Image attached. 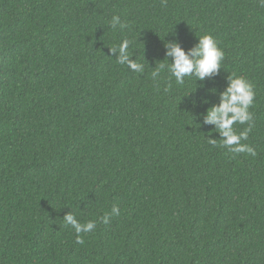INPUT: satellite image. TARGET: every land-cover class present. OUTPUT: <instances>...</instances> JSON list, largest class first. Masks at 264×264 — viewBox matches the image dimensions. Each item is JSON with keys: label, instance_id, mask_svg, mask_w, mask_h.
I'll return each mask as SVG.
<instances>
[{"label": "trees", "instance_id": "trees-1", "mask_svg": "<svg viewBox=\"0 0 264 264\" xmlns=\"http://www.w3.org/2000/svg\"><path fill=\"white\" fill-rule=\"evenodd\" d=\"M206 34L221 67L178 85L167 45ZM231 76L254 157L205 123ZM67 215L96 221L83 244ZM0 264H264L260 0H0Z\"/></svg>", "mask_w": 264, "mask_h": 264}, {"label": "clouds", "instance_id": "clouds-1", "mask_svg": "<svg viewBox=\"0 0 264 264\" xmlns=\"http://www.w3.org/2000/svg\"><path fill=\"white\" fill-rule=\"evenodd\" d=\"M260 5L264 7V0H260ZM127 24H122L121 29L127 28ZM130 41L123 40L118 48L120 52L117 63L120 65H126L128 68L142 72L143 68L140 63L130 62L129 51ZM167 56L173 58V63L168 66V71L171 77L175 78L178 85H182L185 82V77H191L195 75L200 80L205 77L211 76L218 72L221 67V62L224 60V52L219 47L218 42L213 36L206 34L199 38V44L189 53L175 44L167 45ZM111 51H116V48H111ZM165 64L161 63L159 68L152 72L153 78L160 75V72L165 68ZM255 99V91L250 81L244 77L231 76L229 78V86L224 93L221 94V103L219 106H213L208 110L205 117V123H212L218 125V131L222 139V147L228 149V151L238 153H248L251 156H256V152L253 148L242 143V141L248 139V132L252 128V114L248 109L253 105ZM231 114V115H230ZM248 123V128L243 132L237 134L233 128L234 124ZM214 144L216 141L209 140ZM120 209L118 206H113L111 209V215H119ZM103 223L109 222V214H105L102 217ZM66 225L71 226L77 234L76 242L83 244L84 239L80 235L81 233H88L93 231L97 224L96 221H88L87 223H80L75 216L67 215L64 220Z\"/></svg>", "mask_w": 264, "mask_h": 264}]
</instances>
